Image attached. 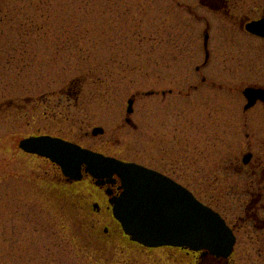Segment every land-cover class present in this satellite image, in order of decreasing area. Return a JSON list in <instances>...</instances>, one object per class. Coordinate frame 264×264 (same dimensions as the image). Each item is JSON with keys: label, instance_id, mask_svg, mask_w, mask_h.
<instances>
[{"label": "rangeland", "instance_id": "obj_1", "mask_svg": "<svg viewBox=\"0 0 264 264\" xmlns=\"http://www.w3.org/2000/svg\"><path fill=\"white\" fill-rule=\"evenodd\" d=\"M227 1L225 15L199 0H51L40 36L19 24L30 17L41 23L45 7L0 0V264L189 259L178 261V251L141 255L97 239L87 182L62 188L50 163L18 150V141L35 134L168 175L237 225L236 264H264V227L239 221L250 203L244 188L264 172L263 109H251L247 123L241 108V90L264 79V43L241 28L258 17L263 0ZM95 126L102 135H90ZM247 143L262 159L251 177L240 169ZM258 217L264 219L263 208Z\"/></svg>", "mask_w": 264, "mask_h": 264}, {"label": "water", "instance_id": "obj_2", "mask_svg": "<svg viewBox=\"0 0 264 264\" xmlns=\"http://www.w3.org/2000/svg\"><path fill=\"white\" fill-rule=\"evenodd\" d=\"M243 27L253 36L264 38V20L249 21ZM207 38L205 31L206 58ZM242 95L247 101L244 111L264 100V90L260 87L247 86ZM133 102V98L127 100V115L133 111ZM102 133L100 127L91 131L93 136ZM53 144L56 150L50 147ZM18 148L57 165L67 181H79L84 173L98 182H119V196L109 200L112 214L123 232L138 244L148 248L170 246L193 252L203 250L204 254L217 258H227L232 253L235 237L223 218L197 200L187 188L155 170L48 135L23 138Z\"/></svg>", "mask_w": 264, "mask_h": 264}, {"label": "flooded vegetation", "instance_id": "obj_3", "mask_svg": "<svg viewBox=\"0 0 264 264\" xmlns=\"http://www.w3.org/2000/svg\"><path fill=\"white\" fill-rule=\"evenodd\" d=\"M201 6L204 5L205 7H207L208 9H210L213 13H223L225 15L229 14V6H228V1L227 0H199ZM260 9H259V15H257L258 17L255 19H250V20H264V0L262 5H260ZM194 15V14H193ZM198 15L195 14V17H197ZM250 20H246L245 22H242L241 28L244 31L243 25L244 23L250 21ZM206 24V31H209V23L207 21H205ZM247 35H250L252 37H255L257 40L261 41L264 43V38H260V37H256L253 36L247 32H245ZM264 54V53H263ZM205 56V55H204ZM204 60V59H203ZM206 61V60H205ZM208 61V59H207ZM207 61L205 62V64L207 63ZM205 64H203L205 66ZM260 67L262 68V72H263V78H264V59L263 61L260 63ZM196 71H199V67L197 66ZM263 81L261 83H255V84H250L247 86H254V87H260L264 90V79H262ZM202 82H205V79L202 78ZM245 86V87H247ZM244 87V88H245ZM222 88V87H219ZM243 88V89H244ZM242 89V90H243ZM227 90L229 92H232L233 89H231L230 87L227 88ZM242 90H241V94H242ZM78 92V91H77ZM76 92V93H77ZM164 95V94H163ZM243 98V95H242ZM244 99V104L241 107L242 108V113L245 115H248V112L251 109H254L257 107L262 108L263 113H264V100L263 101H257L251 108L247 109L246 111H244L243 107L246 105L247 101L245 98ZM263 118L264 121V115L261 116ZM247 123H248V118L246 117L244 119ZM127 125H131V123H127ZM246 125V123H245ZM246 138H248V134L245 136ZM251 143H247V152L244 153L242 155L241 159V164L242 166L240 167L241 170H243V172L247 173L248 176H253L257 173V171L259 170L261 164H262V159L259 157H255V159L253 158L254 155L252 153L251 150ZM246 155H249L250 158H247ZM246 157V158H245ZM243 158H245L246 163L243 162ZM55 167V166H54ZM55 169L58 172L59 175V183H61L64 187H72V185H76V184H81L83 181L87 182V186L90 187L92 190H88V197H91L92 199L89 200V208L91 211V214L88 215L89 218H95V222H96V226H93V228H97L100 232L99 235H97V239L101 240L102 242H104L105 244H110V245H124L126 250H129L131 252H136L139 253L141 255H150L153 254L156 251H160V254L163 256H165L166 254L168 255H172L171 251H178L181 254V256H173L175 258H177V260L181 262V260L185 261V258H189L187 259L188 261L186 262L187 264H236V260H235V249L237 247V230L236 229V224H230L227 222V220H225V218L222 216V214L216 211L222 216L223 220H225L226 224L231 228L233 235L235 237V243L233 246V250L232 253L230 254V256H228L227 258H217L215 256H211L209 254H204L205 252H203V250H199V251H190L188 249H183V248H174V247H161V248H147L144 247L142 245H139L135 242H132L131 240H129V238L127 236H125L122 232L121 226L120 224L115 220V218L112 216V212H111V206L109 204V200L111 197H116L120 194V190L119 188V182H116L114 184H106L102 181H97L91 177H89L88 175H84L82 180L80 182H69L67 181V179L65 177L62 176L60 170L55 167ZM264 172L261 173V180L259 181H252L250 183H248V185H246L245 192L244 194L247 196H249L250 198V203L249 205H247L244 209H245V218H239V221H243L244 220H251L254 221L255 223H257L256 227H264V219H261L258 217V211L259 209L264 210V205H259L262 199H264ZM86 186V187H87ZM76 194V192L73 194V196ZM77 195V194H76ZM250 211V212H249ZM255 226V225H254ZM170 257V256H169ZM169 257H167L169 259ZM183 264V263H182Z\"/></svg>", "mask_w": 264, "mask_h": 264}, {"label": "trees", "instance_id": "obj_4", "mask_svg": "<svg viewBox=\"0 0 264 264\" xmlns=\"http://www.w3.org/2000/svg\"><path fill=\"white\" fill-rule=\"evenodd\" d=\"M28 1V4L26 5L27 9L33 7V6H36V7H45L46 10L45 12L47 13V16L44 18V20L41 22V23H37L36 20L33 18V17H30V18H26L24 20L23 23L19 24L21 28H25V30H29V34H35V33H38V35L40 36H44L45 35V30L43 29L44 28V25H48V23H50V11H51V7H52V4L51 3V0H45V1H42L40 3H37L35 2V0H27ZM26 9V10H27ZM5 15V14H4ZM3 15V16H4ZM8 13L6 14V18L8 19ZM2 18V17H1ZM1 18H0V21H1ZM8 21H10L8 19ZM48 27V26H47ZM29 36V35H28ZM16 38L18 37H21V33H17L15 35ZM18 41V40H17ZM20 43H18L19 45ZM71 85H73V82L71 83ZM196 196V195H195ZM197 197V196H196ZM198 198V197H197ZM207 204L208 206H210L211 208L213 207L214 209H216V206L215 204H213V202L211 201L210 203H205ZM217 210V209H216ZM218 211V210H217Z\"/></svg>", "mask_w": 264, "mask_h": 264}, {"label": "snow or ice", "instance_id": "obj_5", "mask_svg": "<svg viewBox=\"0 0 264 264\" xmlns=\"http://www.w3.org/2000/svg\"><path fill=\"white\" fill-rule=\"evenodd\" d=\"M50 147L53 149V150H56L57 146L56 145H50Z\"/></svg>", "mask_w": 264, "mask_h": 264}]
</instances>
